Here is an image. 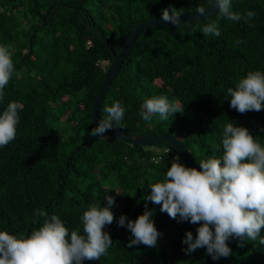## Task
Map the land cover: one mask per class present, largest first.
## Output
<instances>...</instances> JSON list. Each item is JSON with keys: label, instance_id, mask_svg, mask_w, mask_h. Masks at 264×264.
<instances>
[{"label": "trees", "instance_id": "16d2710c", "mask_svg": "<svg viewBox=\"0 0 264 264\" xmlns=\"http://www.w3.org/2000/svg\"><path fill=\"white\" fill-rule=\"evenodd\" d=\"M215 0H0V45H11L14 71L0 100L18 110L16 137L0 148V231L30 235L55 214L69 230L83 232L90 204L113 196L114 221L104 231L112 245L98 261L83 264H206V248L186 254L185 233L199 225L177 222L160 205L146 201L150 185L163 180L173 157L168 143L131 145L109 133L90 137L92 103L108 65L140 22L161 18L175 7L182 15L206 10ZM241 15L232 21L219 12L195 22L150 26L137 36L98 108L119 101L124 117L114 128L124 134H170L193 163L222 154L223 129L243 126L264 145V109L241 114L230 107L227 89L249 71L264 72V0H231ZM255 15L247 19L246 14ZM247 19V22H246ZM215 22L220 36L201 29ZM254 25L249 27V25ZM237 41H240L237 43ZM166 96L180 112L161 120L142 118V104ZM169 152H165V150ZM181 158V157H180ZM183 162L182 159H180ZM152 210L157 245L128 247L131 233L118 227L121 214L135 220ZM264 236V229H261ZM232 252L214 264H264V244L227 241Z\"/></svg>", "mask_w": 264, "mask_h": 264}, {"label": "clouds", "instance_id": "9594fccd", "mask_svg": "<svg viewBox=\"0 0 264 264\" xmlns=\"http://www.w3.org/2000/svg\"><path fill=\"white\" fill-rule=\"evenodd\" d=\"M218 12L232 21L241 20L239 13L231 10V0H215ZM196 13L207 18L208 11L198 7ZM255 15L248 11L246 18ZM182 14L173 6L162 10L161 20L178 28ZM246 19V22H247ZM254 25H249L253 27ZM201 31L205 35L220 36L215 22L210 21ZM240 41H237L239 43ZM14 65L11 45H0V100L3 99ZM230 107L241 114L264 109V72L249 71L235 87L227 89ZM23 105L8 103L0 114V148L16 137L19 123L18 110ZM107 116L96 122L88 135L105 136L107 131L119 125L125 109L119 101L106 107ZM180 112L175 102L164 96H154L142 104V118L151 121L154 116L168 120ZM180 156L173 157L163 180L150 185L151 194L146 201L160 205V211L177 220L199 225L196 236L185 233L182 243L188 247L186 254L206 248L213 260L227 258L232 250L227 241L237 239L243 247L245 241L264 244V145L243 126L228 123L223 129L222 154L199 162V170L180 163ZM184 163V162H183ZM106 204H90L82 215L83 232L71 231L55 214L48 217L44 211L35 214L45 217L43 224L34 228L30 235L9 234L0 231V264H83L85 260L98 261L112 245L110 234L104 231L114 221L112 208L116 206L113 196H105ZM153 213L145 203V211L134 221L121 214L118 227L130 231L128 247L143 244L157 245L162 234L156 229Z\"/></svg>", "mask_w": 264, "mask_h": 264}, {"label": "water", "instance_id": "95a60500", "mask_svg": "<svg viewBox=\"0 0 264 264\" xmlns=\"http://www.w3.org/2000/svg\"><path fill=\"white\" fill-rule=\"evenodd\" d=\"M207 11H208V17H210V16L215 15L218 12V8H215V4H214V6L207 9ZM202 19H205V18L200 16L196 12L190 13V14H183L181 17V24L195 22V21L202 20ZM159 25H171V24L163 22L161 18L149 19V20H145V21L138 23L133 28L131 33L129 34L125 44L122 46L120 51L117 54L113 55V60L109 64L108 69L106 70L105 76L99 86L98 92L92 103L91 120L93 124L96 125V122H98L100 118L98 115V108L100 106V103L110 83L112 82L113 77L117 73L119 66L130 53L137 36L140 34V32L143 29L150 27V26H159ZM107 133L115 137L117 140H120L122 142L131 144V145L147 146V145L158 144L161 141L166 142L179 154L185 166L194 167L197 170H199V168H197V166L193 163V160L190 154L184 148L182 143L179 140L175 139V137L170 134H166V133L159 134V135L148 134V135H142V136L130 135V134H124L115 128H113L110 131H107ZM214 261L215 260H213L211 256L209 255L207 256L206 264H214Z\"/></svg>", "mask_w": 264, "mask_h": 264}, {"label": "rangeland", "instance_id": "374dc122", "mask_svg": "<svg viewBox=\"0 0 264 264\" xmlns=\"http://www.w3.org/2000/svg\"><path fill=\"white\" fill-rule=\"evenodd\" d=\"M102 66H103L104 70L108 69V67H109L108 62L107 61L102 62Z\"/></svg>", "mask_w": 264, "mask_h": 264}, {"label": "built area", "instance_id": "2783aa9c", "mask_svg": "<svg viewBox=\"0 0 264 264\" xmlns=\"http://www.w3.org/2000/svg\"><path fill=\"white\" fill-rule=\"evenodd\" d=\"M165 152H169V150L167 149V150H165ZM180 163L184 164V163H183V162H181V161H180Z\"/></svg>", "mask_w": 264, "mask_h": 264}]
</instances>
